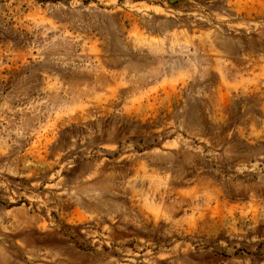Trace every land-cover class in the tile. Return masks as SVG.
I'll return each instance as SVG.
<instances>
[{
    "label": "rangeland",
    "instance_id": "obj_1",
    "mask_svg": "<svg viewBox=\"0 0 264 264\" xmlns=\"http://www.w3.org/2000/svg\"><path fill=\"white\" fill-rule=\"evenodd\" d=\"M0 264H264V0H0Z\"/></svg>",
    "mask_w": 264,
    "mask_h": 264
}]
</instances>
